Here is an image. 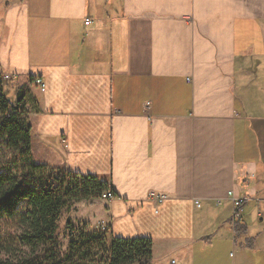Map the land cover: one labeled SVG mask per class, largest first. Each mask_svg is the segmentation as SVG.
I'll use <instances>...</instances> for the list:
<instances>
[{
	"label": "crops",
	"instance_id": "1",
	"mask_svg": "<svg viewBox=\"0 0 264 264\" xmlns=\"http://www.w3.org/2000/svg\"><path fill=\"white\" fill-rule=\"evenodd\" d=\"M0 72L27 90L32 161L115 192L77 220L102 207L152 264H264V0H0Z\"/></svg>",
	"mask_w": 264,
	"mask_h": 264
},
{
	"label": "trees",
	"instance_id": "2",
	"mask_svg": "<svg viewBox=\"0 0 264 264\" xmlns=\"http://www.w3.org/2000/svg\"><path fill=\"white\" fill-rule=\"evenodd\" d=\"M26 94L20 89L11 103L0 80V138L18 157L17 163L0 166V220L12 219L20 227L4 248L0 264H152L151 238L117 237L108 230L71 229L66 250H61L56 228L66 204L99 199L107 191L115 196V192L95 175L32 161ZM232 228L235 238L246 232L241 220Z\"/></svg>",
	"mask_w": 264,
	"mask_h": 264
},
{
	"label": "rangeland",
	"instance_id": "3",
	"mask_svg": "<svg viewBox=\"0 0 264 264\" xmlns=\"http://www.w3.org/2000/svg\"><path fill=\"white\" fill-rule=\"evenodd\" d=\"M20 81H12L8 83L4 82V94L11 103H13L17 98V89ZM17 158L18 157L14 152L5 148L4 141L0 138V166H7L9 164L11 165L13 163H17ZM98 208H100L101 211H104V209L99 206H94L89 209L91 211L95 210V216H93L94 218H89L90 221L93 223H95V221L101 216L97 210ZM242 212L241 215H243ZM82 213L83 211L79 209L77 205L75 206V203L73 204L71 201L67 203L66 206L62 209L60 217L57 221L56 228V233L58 236V240L61 244L62 251L66 250L67 243L69 240L68 233L71 229L84 228L86 232L98 230L96 224L88 223L84 220H77L75 218V216L81 215ZM249 221L247 222L249 231H256V227L258 225L257 218L255 220L252 219ZM19 233L20 227L14 220L8 218L0 220V256L4 255V248L7 247V244H9L13 240V238L16 237ZM235 256L237 257V252H235Z\"/></svg>",
	"mask_w": 264,
	"mask_h": 264
},
{
	"label": "built area",
	"instance_id": "4",
	"mask_svg": "<svg viewBox=\"0 0 264 264\" xmlns=\"http://www.w3.org/2000/svg\"><path fill=\"white\" fill-rule=\"evenodd\" d=\"M85 24H89V19L85 20ZM15 79H16V74L8 73V72H0V80L2 82L8 83V82L14 81ZM35 83L39 86L40 89H43L44 84H43L41 78H36ZM228 195L231 198V203H232L231 223L233 226L235 222L241 220V212H242V208H243L244 199L234 197L232 192H229ZM112 198H114V195L111 191L104 192L101 195V199H104V200H111ZM148 198L155 201L156 203H161L164 199L163 196H161L159 194H155V193H149ZM195 204L197 206H199L198 201H195ZM97 228L101 231H107L108 230V226L105 223V221L98 222ZM172 263H174V261H172Z\"/></svg>",
	"mask_w": 264,
	"mask_h": 264
}]
</instances>
